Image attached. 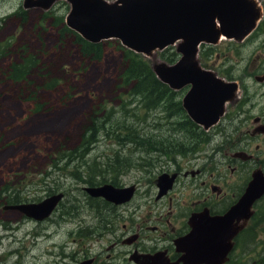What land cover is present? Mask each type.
<instances>
[{
    "label": "rangeland",
    "instance_id": "obj_1",
    "mask_svg": "<svg viewBox=\"0 0 264 264\" xmlns=\"http://www.w3.org/2000/svg\"><path fill=\"white\" fill-rule=\"evenodd\" d=\"M22 4L23 0H0V264H73L86 258L94 259L93 264H136L130 259L135 249L151 253L169 248L168 254H174L172 239L184 221L177 220V216L185 215L191 201L187 196L190 180L183 178L158 200L154 180L162 171L178 166L189 168L187 154L174 152L166 158L145 144L137 146L130 140L121 144L118 137L121 120L114 116V125L99 133L85 161L98 166V163L112 164L116 155L128 160L126 166L113 164L112 172L104 173L111 184L133 186L134 192L125 204L89 196L83 188L104 181L98 184L81 181L72 174L74 163L59 169L61 165H57V157L53 155L55 149L76 147L86 114L93 106L105 104L118 115L123 98L127 99V88L118 87L114 80L120 54L107 48L101 64L80 62L68 53L66 45L57 47L52 35L54 28L48 24L51 20L42 21L38 17L44 10L25 9ZM69 8L66 0H56L47 10L64 16ZM19 9L26 11L27 18L23 21L17 15ZM48 32L51 37L46 36ZM209 46L201 43L197 57L201 67L214 70L212 59L206 57ZM168 47H171L168 52L176 49L173 45ZM19 51L33 54L38 70L41 69L39 73L58 80L53 89L44 87L39 75L31 76L32 84L21 85L7 77L8 64L18 59ZM160 53L156 50L147 59L150 63L157 60L167 64ZM66 92L69 97L65 98ZM184 92L183 87L176 91L175 99L180 100ZM164 115L160 107L139 112L128 122L143 138L151 135L168 141H186L188 131L180 128L176 115L169 118L173 125L158 127L157 121L165 123ZM47 187L53 191L49 192ZM8 188L20 194L21 202H38L54 192L64 196L51 216L41 222L16 210L4 209L7 194L11 193ZM84 229L89 232L83 234ZM136 232L139 239L125 241ZM257 236L251 234L252 245L256 244ZM253 247L256 251L247 257L246 264L263 256L259 254L264 252V246ZM235 254L239 256L242 252Z\"/></svg>",
    "mask_w": 264,
    "mask_h": 264
},
{
    "label": "water",
    "instance_id": "obj_2",
    "mask_svg": "<svg viewBox=\"0 0 264 264\" xmlns=\"http://www.w3.org/2000/svg\"><path fill=\"white\" fill-rule=\"evenodd\" d=\"M56 0H23L25 8L47 10ZM70 4L65 25L81 38L95 43L114 38L130 50L151 56L156 50L177 42L178 61L166 64L155 60L151 69L158 80L172 90L189 84L181 99L187 116L208 128L223 112L235 84L224 82L215 74L199 66L196 57L201 42L216 43L221 37L241 39L255 25L258 11L251 0H66ZM176 173L161 172L155 179L156 198L171 189ZM229 210L220 216L203 213L188 218L190 229L174 239L179 252L171 261L166 251L134 252L130 259L137 264H223L231 249L230 239L242 229L252 215L251 205L264 192V182L255 176ZM93 197L108 202L125 203L134 192L133 186L119 187L110 183L84 187ZM64 194L55 192L38 202H19L4 205V209L21 212L28 218L43 220L57 206ZM241 221V222H240ZM233 225L231 226V223ZM240 222V223H239ZM135 237L127 238L131 242ZM229 239V240H226ZM228 242V244L224 243ZM73 264H92L83 259Z\"/></svg>",
    "mask_w": 264,
    "mask_h": 264
},
{
    "label": "flooded vegetation",
    "instance_id": "obj_3",
    "mask_svg": "<svg viewBox=\"0 0 264 264\" xmlns=\"http://www.w3.org/2000/svg\"><path fill=\"white\" fill-rule=\"evenodd\" d=\"M251 1L258 17L248 34L241 39L221 38L208 48L212 53L208 55L213 61L212 71L221 80L233 82L234 92L225 102L223 112L214 125L203 128L196 124V131L205 141H202L204 144L201 147L197 146L187 154L189 168L178 166L167 171L169 174L176 173L172 187L183 178L189 179L191 186L187 195L191 201L185 208V215L177 216V220L184 221L175 231L172 243L190 229L188 218L192 214L223 215L238 201L254 176L256 181L264 182V0ZM243 59H246L243 66H239ZM189 87L188 84L183 89L186 91ZM166 194L155 199H161ZM179 195H182V190ZM251 208L252 215L244 227L230 239L232 247L226 253L223 264H246L247 257L256 251L253 246H264V192ZM46 218L36 221L42 222ZM251 234L255 238L258 235L255 245L251 243ZM132 236L139 239V232ZM163 250L171 261L179 255L175 247L171 255L168 254L169 248ZM236 251L242 254L236 256ZM259 255H264V252ZM257 262L254 260L250 264Z\"/></svg>",
    "mask_w": 264,
    "mask_h": 264
},
{
    "label": "trees",
    "instance_id": "obj_4",
    "mask_svg": "<svg viewBox=\"0 0 264 264\" xmlns=\"http://www.w3.org/2000/svg\"><path fill=\"white\" fill-rule=\"evenodd\" d=\"M53 11V9L44 11L39 14L38 17L42 21H46L47 19L51 20L48 24L54 28L52 35L57 41V47L60 49L63 45H66L70 55L73 54L74 57H77L82 63L89 62L94 65L101 64V60L107 48L117 51L118 54H120V58L117 68V77L114 78V80L117 81L118 87L121 86L123 89L127 88L125 90L127 99L123 98L118 115L114 114L115 111L113 107L108 108L105 104L93 106L92 110L86 114V123L81 130L80 139L76 147L65 150L63 146H59L55 149L53 155L57 157L55 160L57 165H61L59 169H65L71 163H74L73 166L75 170H72V174L75 177L86 183L98 184L101 183V181L106 182L109 180L108 176H105L104 173L107 171L112 172L113 164L120 163L126 166L128 160H122L118 158V155L114 156L115 159L110 165H107L106 162L105 164L98 163L97 166L94 162L86 163L85 161V157L92 146L95 145L94 143L99 133L105 132L107 126L114 125V116H119L121 120L119 126L121 127V132L118 134L121 144H125L124 142L126 140L132 141L137 146L145 144L148 148L154 150V152L158 154L163 153L166 158H169L174 152L188 154L196 149L197 146L198 148L200 147V143L202 144V141H205V139H202V135L196 131V124L187 117L180 104V100L175 99V91L171 90L167 85L157 79L151 69L150 61L144 55L142 56L140 53L125 48L116 39H107L90 43L65 25L63 15L55 14ZM17 15L20 16L21 21L27 18L26 11H22L21 9L17 11ZM46 36L51 37V32H48ZM109 40H113L114 42ZM168 48L171 47H166V49L161 51L160 57L172 63L177 59V54L175 51L168 52ZM17 53L18 59L10 62L6 70L7 77H9L11 81H15L20 85L26 83L32 84L33 80L31 76L39 75L43 79L44 87L48 89L54 88L58 80L53 77L47 78L46 75L39 73L41 69L38 70L36 57L33 54L22 53L20 51ZM34 71H37V73L34 74ZM66 94L67 92L65 93V98L69 97V95ZM133 103L135 104L133 105ZM129 104H132L133 108L127 107ZM160 107L165 111L163 117L165 123L157 121L159 122L158 127L164 124L173 125L174 122H171L169 118L174 114L180 118V121H177L180 124V128L188 131L186 141H168L164 138H154L151 135L143 138L138 133V130H136L137 128L135 126L133 127L132 124L128 122L129 119H132L131 117H136L139 112L145 113L151 110H157V108ZM133 120H136V118ZM170 129L176 130L174 127H170ZM122 130H126V132L123 133ZM76 158L78 159L75 161ZM80 169L83 170L81 171ZM98 176L100 178H98ZM47 188L49 192L53 191L50 189L51 187ZM7 191L11 192L7 194L8 197L6 201H8V203H18L23 200L20 194L14 191L13 188H8ZM81 232L85 234L89 232V230L84 229L81 230ZM258 264H264V255L260 257Z\"/></svg>",
    "mask_w": 264,
    "mask_h": 264
},
{
    "label": "bare ground",
    "instance_id": "obj_5",
    "mask_svg": "<svg viewBox=\"0 0 264 264\" xmlns=\"http://www.w3.org/2000/svg\"><path fill=\"white\" fill-rule=\"evenodd\" d=\"M224 103H225V102H224ZM253 203H254V202H253ZM253 203H252V204H253ZM251 206H252V205H251ZM52 213H53V212H52ZM52 213H51V214H52ZM51 214H50V215H51ZM48 216H49V215H48ZM46 217H47V216H46ZM46 217H45V218H46ZM35 220H36V219H35Z\"/></svg>",
    "mask_w": 264,
    "mask_h": 264
}]
</instances>
